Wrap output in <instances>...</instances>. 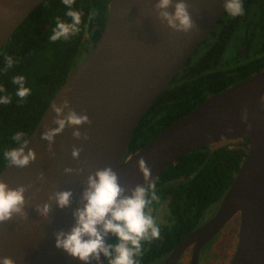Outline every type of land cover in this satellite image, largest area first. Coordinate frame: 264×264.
I'll list each match as a JSON object with an SVG mask.
<instances>
[{"label":"water","instance_id":"95a60500","mask_svg":"<svg viewBox=\"0 0 264 264\" xmlns=\"http://www.w3.org/2000/svg\"><path fill=\"white\" fill-rule=\"evenodd\" d=\"M44 0H0V49L29 13ZM157 0H110L104 29L86 58L54 94L28 137L36 159L27 167L7 165L0 180L9 187L24 185L27 219L15 217L0 224V258L15 264H80L54 248L53 233L73 226L72 211L89 174L111 166L128 189L144 181L137 161L143 157L154 179L169 166V125L134 154L124 159L132 132L141 117L169 84V28L153 9ZM176 2V0H174ZM198 30L187 34L170 29V81L224 14L223 0H184ZM169 11V9H168ZM174 9L170 8V12ZM90 123L79 131L87 140L73 139L66 127L54 138L51 152L42 140L44 125L54 115L51 104L62 97ZM264 70L211 95L170 124V165L187 152L233 139H247V155L216 212L187 233L170 252L176 264L190 246V264H198L202 247L235 215H239L237 244L228 264H264ZM246 119L242 117L245 114ZM55 127L56 125H50ZM73 147L80 156L71 158ZM80 169L65 174L63 169ZM43 177L40 178V174ZM72 192L70 207L59 210L48 197ZM49 202L52 211L43 220L36 204ZM112 234L106 237L110 243ZM105 260L102 257L103 264ZM95 264V262H91ZM162 264H169V254Z\"/></svg>","mask_w":264,"mask_h":264},{"label":"trees","instance_id":"16d2710c","mask_svg":"<svg viewBox=\"0 0 264 264\" xmlns=\"http://www.w3.org/2000/svg\"><path fill=\"white\" fill-rule=\"evenodd\" d=\"M110 0H75L80 11V31L68 40L51 41L59 17L70 22L62 0H44L22 21L0 49V85L11 103L0 104V171L8 163L3 152L17 147V131L27 138L56 91L86 58L99 39L107 19ZM244 14L231 17L226 11L197 46L182 69L170 81V124L186 115L211 95L264 70V0H243ZM95 12L93 19H89ZM5 55L14 64L7 71ZM25 77L31 94L16 96L12 78ZM169 125V84L156 97L129 139L124 159L145 146ZM247 139H233L187 152L170 165V252L182 238L206 220L205 212L217 208L239 171L248 151ZM159 201L167 205L166 221L158 224L160 238L143 242L138 264L164 259L169 254V166L154 179ZM148 206V207H149ZM147 211V208H146ZM208 220V219H207ZM112 235L110 243H117ZM107 264V260H106Z\"/></svg>","mask_w":264,"mask_h":264},{"label":"clouds","instance_id":"9594fccd","mask_svg":"<svg viewBox=\"0 0 264 264\" xmlns=\"http://www.w3.org/2000/svg\"><path fill=\"white\" fill-rule=\"evenodd\" d=\"M66 6V16L70 22H65L59 17L56 19L55 28L52 30L50 40H68L80 31L83 13L73 10L75 0H62ZM222 7L231 17L244 14L243 0H223ZM172 8L174 11L169 12ZM189 6L184 0H157L153 9L157 19L174 32L190 33L198 30V25L192 19L188 10ZM95 12L89 17L93 19ZM5 68L7 71L14 64L13 57L5 55ZM16 85V96L22 101L31 94V89L25 86V77L17 75L12 78ZM0 93H5V88L0 85ZM11 96L0 95V104L11 103ZM264 102V97H261ZM51 110L54 115L50 123L44 125L41 132V139L48 142V150L51 152L54 138L61 134L66 127L72 128L73 139L87 140L86 135L79 131L80 126L90 123L89 117L83 112L77 113L69 106L65 97L61 98L59 104L52 103ZM246 119L245 114L242 117ZM50 125H56L52 127ZM28 135L23 131H17L12 136V141L18 144L17 147L8 148L3 152L4 160L11 166L24 168L30 162L35 161L36 153L32 148L25 152L28 144ZM81 149L73 147L71 158L76 160L80 156ZM138 171L142 174L143 185H136L126 189L119 183L117 173L111 166L98 168L87 176L86 186L81 196V206L72 211L74 219L73 226L68 231L57 230L53 233L54 248L62 251L71 259L77 260L80 264H103L102 257L107 264H138L136 257L142 253L143 242H151L160 238V227L146 208L153 202L159 201L156 183L151 178L152 169L146 160L141 157L137 161ZM79 172L80 169L65 167V174ZM43 173L40 174V178ZM26 186L17 185L15 188L0 180V224H5L15 217L27 219L25 211ZM72 192H53L48 197L53 201L59 210L70 207ZM35 210L43 220H47L52 211V204L45 202L36 204ZM112 234L117 238V243H105L106 237ZM0 264H15L10 257L0 258Z\"/></svg>","mask_w":264,"mask_h":264},{"label":"rangeland","instance_id":"374dc122","mask_svg":"<svg viewBox=\"0 0 264 264\" xmlns=\"http://www.w3.org/2000/svg\"><path fill=\"white\" fill-rule=\"evenodd\" d=\"M217 207L211 206L204 214V219L207 220L213 216ZM147 212L153 216L157 224L166 221L167 205L164 203L158 208L149 206ZM239 227V215L235 214L224 227L208 241L199 254L198 264H228L233 255L236 244ZM161 259H156L148 264H162ZM188 254H185L177 264H190Z\"/></svg>","mask_w":264,"mask_h":264},{"label":"flooded vegetation","instance_id":"af4514ba","mask_svg":"<svg viewBox=\"0 0 264 264\" xmlns=\"http://www.w3.org/2000/svg\"><path fill=\"white\" fill-rule=\"evenodd\" d=\"M203 248V247H202ZM191 250H192V246H190V247H188L182 254H181V256L179 257V259L177 260V262L185 255V254H188L189 255V258L191 259ZM200 252H201V250H200ZM200 254V253H199ZM167 257V256H166ZM165 257V258H166ZM164 258V259H165ZM164 259H162V261H161V263L164 261ZM198 261H199V259H198ZM177 262H176V264H177ZM189 263H190V261H189ZM105 264H106V260H105Z\"/></svg>","mask_w":264,"mask_h":264}]
</instances>
